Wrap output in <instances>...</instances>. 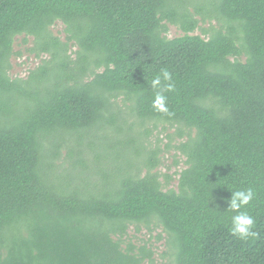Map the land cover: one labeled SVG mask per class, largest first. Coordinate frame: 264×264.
<instances>
[{"label":"trees","instance_id":"16d2710c","mask_svg":"<svg viewBox=\"0 0 264 264\" xmlns=\"http://www.w3.org/2000/svg\"><path fill=\"white\" fill-rule=\"evenodd\" d=\"M19 36L48 55L25 78ZM161 68L171 116L147 84ZM170 149L177 189L158 168ZM247 187L244 242L226 201ZM131 227L161 230L167 264H264V0H0V264H153Z\"/></svg>","mask_w":264,"mask_h":264},{"label":"rangeland","instance_id":"374dc122","mask_svg":"<svg viewBox=\"0 0 264 264\" xmlns=\"http://www.w3.org/2000/svg\"><path fill=\"white\" fill-rule=\"evenodd\" d=\"M209 24L202 25L200 24L199 27L192 32V34H199L204 36L203 28L208 27ZM53 32L59 36L63 41L66 40V34L64 32V25L61 22H57L52 26ZM184 32L175 25H169L168 31L165 35L168 38H175L178 36L183 35ZM33 38L30 37L28 42H23V36H19L15 40V50L20 51V56H15L12 59V69L10 71V75L12 77H21L25 78L29 75V72L36 68L42 61V59L48 58V55L43 54L41 56H36V53H32L29 51V48L32 46ZM77 50V47L71 48V53ZM122 103V102H120ZM166 125L159 124L156 129H154L152 135L150 136V140L153 143H159L162 147H166L165 145L169 142V135L174 134L176 132L175 128H170L169 126L165 127ZM147 127L152 129V123H147ZM183 139L176 138L173 142V145L179 144ZM162 164L158 167L163 173L167 172L172 175V181L168 188H175L177 189L178 185V173L185 167V158L179 150L177 149H170L167 153H162ZM178 162V165H176ZM163 180V178H162ZM160 229L154 231L153 233H149L147 230H143L140 233L135 232V228L131 227L129 229L130 237L134 241L145 240L148 241L151 245H153L156 254H155V262L153 264H167V260L162 257V252L165 250L164 240H157L158 234L160 233Z\"/></svg>","mask_w":264,"mask_h":264},{"label":"clouds","instance_id":"9594fccd","mask_svg":"<svg viewBox=\"0 0 264 264\" xmlns=\"http://www.w3.org/2000/svg\"><path fill=\"white\" fill-rule=\"evenodd\" d=\"M147 84L154 93L153 109L168 116L173 115L168 108L167 96V93L174 92L176 88L173 74L167 68H161L158 73L147 79ZM256 195L252 187L241 188L231 191V198L226 201L228 204L226 212L235 213L231 216L230 234L244 242L255 240L259 236L256 231L257 220L247 211Z\"/></svg>","mask_w":264,"mask_h":264}]
</instances>
